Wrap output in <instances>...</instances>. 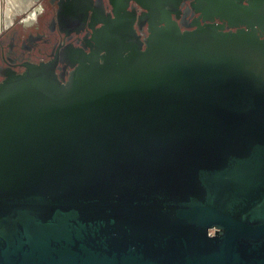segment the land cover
Wrapping results in <instances>:
<instances>
[{
  "label": "water",
  "instance_id": "water-1",
  "mask_svg": "<svg viewBox=\"0 0 264 264\" xmlns=\"http://www.w3.org/2000/svg\"><path fill=\"white\" fill-rule=\"evenodd\" d=\"M197 3L237 30L110 0L0 82V264H264V0Z\"/></svg>",
  "mask_w": 264,
  "mask_h": 264
},
{
  "label": "flooded vegetation",
  "instance_id": "flooded-vegetation-1",
  "mask_svg": "<svg viewBox=\"0 0 264 264\" xmlns=\"http://www.w3.org/2000/svg\"><path fill=\"white\" fill-rule=\"evenodd\" d=\"M174 3L181 30H192L196 23L216 24L223 31L238 28L214 11L197 12V0ZM129 4L138 14L143 11L135 2ZM110 15V0H0V82L10 73H23L29 63L50 61L55 62L56 73L67 79L75 60H66L64 55L90 52L95 45L94 29ZM138 33L142 38L146 36L147 24Z\"/></svg>",
  "mask_w": 264,
  "mask_h": 264
},
{
  "label": "built area",
  "instance_id": "built-area-1",
  "mask_svg": "<svg viewBox=\"0 0 264 264\" xmlns=\"http://www.w3.org/2000/svg\"><path fill=\"white\" fill-rule=\"evenodd\" d=\"M213 232L212 231H210V234H212Z\"/></svg>",
  "mask_w": 264,
  "mask_h": 264
},
{
  "label": "bare ground",
  "instance_id": "bare-ground-1",
  "mask_svg": "<svg viewBox=\"0 0 264 264\" xmlns=\"http://www.w3.org/2000/svg\"><path fill=\"white\" fill-rule=\"evenodd\" d=\"M4 12V11H3ZM6 14V13H5Z\"/></svg>",
  "mask_w": 264,
  "mask_h": 264
}]
</instances>
